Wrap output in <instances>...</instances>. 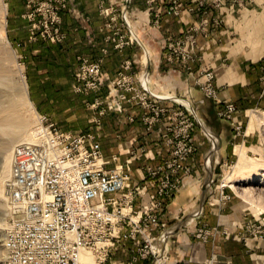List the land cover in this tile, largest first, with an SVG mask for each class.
Masks as SVG:
<instances>
[{
    "label": "built area",
    "instance_id": "built-area-1",
    "mask_svg": "<svg viewBox=\"0 0 264 264\" xmlns=\"http://www.w3.org/2000/svg\"><path fill=\"white\" fill-rule=\"evenodd\" d=\"M242 2L195 0L188 12L193 14L208 7L222 11ZM67 5L68 0H28L23 18L28 21L30 42L66 40V34L60 31L58 12ZM164 12L182 17L183 5L180 0H170ZM40 15L45 18L38 19ZM160 20L159 16L157 23ZM221 22L217 19L215 25ZM208 26V19H204L200 27H191L181 38L170 41L165 47L167 62L189 68L197 57L198 34ZM107 42L114 43L120 51L130 44L141 45L135 36L129 41L120 40L117 45L116 37H107ZM78 60L75 92L85 96L99 93L104 83L103 59ZM131 70L132 62L126 61L109 94H117L119 99L133 101L147 110L149 115L144 122L149 129L162 125L167 158L157 167H146L145 186L130 187L128 166L107 169L118 158L105 159L97 120L92 121L94 130L74 131L62 129L47 116L39 115V138L18 145L12 153L7 184L10 220L3 242L5 264H90L85 258L93 264H113L117 252L130 256L126 264H170L172 247L168 243L175 229L165 221V201L182 190L183 180L192 173L188 162L197 149L196 123L183 111L162 107V100H180L154 96L144 77L127 74ZM203 78L197 81L199 89L208 99L216 100L213 71H205ZM128 94H132L130 99ZM102 105L96 100L90 107L97 110ZM105 113L101 109L100 115ZM237 113L233 103H226L219 117L238 124ZM167 118H171L169 124ZM149 188H155V194L137 207V199L143 198ZM222 197L227 198L224 194ZM194 236L207 242L210 232L197 230Z\"/></svg>",
    "mask_w": 264,
    "mask_h": 264
},
{
    "label": "crops",
    "instance_id": "crops-1",
    "mask_svg": "<svg viewBox=\"0 0 264 264\" xmlns=\"http://www.w3.org/2000/svg\"><path fill=\"white\" fill-rule=\"evenodd\" d=\"M183 1L182 17H165L161 28L153 25V14L147 6L134 1L128 7V21L139 33L143 45L128 47L122 52L107 42L104 34L95 31L101 26V21L97 10L95 15H91L94 12L92 0H72V10L66 13L64 19L67 39L61 47L45 48L40 41L30 42L28 23L21 19L26 0L22 1L20 11L14 10V2L11 5L14 18L20 20L11 21L8 34L15 43H22L20 51L29 62L30 73L35 76L38 85L39 77L45 74L52 76L54 68L60 69L62 75L73 77L78 57H87L92 61L103 59L104 83L101 91L89 98L85 96L83 101L86 107L87 103L92 105L96 100L102 101L103 105L97 109L95 118L86 119L83 127L84 130H94L92 121L95 119L100 123V143L105 159L118 158L107 169L117 165L128 166L130 187L145 186L146 167L161 165L168 153L162 137V125L149 129L144 122L149 115L147 110L133 101L119 99L117 94H109L114 90L112 83L122 72V64L132 62V70L127 74L144 77L154 96L179 99V103L162 100L160 105L172 112L183 111L195 121L198 144L188 162L192 168L191 175L183 180L182 190L165 201V221L175 229L173 239L168 243L172 247L170 264H187L191 257L215 252L222 256L221 264H264V257L258 255L260 246L255 253H250L238 241L221 239L217 247L212 244L204 247L197 244L193 236L198 218H204L212 225L224 224L226 217L231 220V216H219L220 210L209 206L202 214L195 213L198 196L207 192L208 188L212 190L217 168L231 152L232 146L240 142L247 149V143L257 136L250 113L264 112V0H243L242 4L228 5L222 11L208 7L193 14L188 9L195 6V0ZM83 16L91 20H83ZM204 19H208L209 26L198 34L196 60L189 68L168 63L164 57L168 40L182 37L191 27H200ZM217 19L222 20L220 25H215ZM46 58H49L48 63ZM62 60L65 64L58 65V61ZM205 71H213L215 75L216 100L208 99L197 85L198 79L204 80ZM71 83H74L73 79ZM131 97L132 94L127 95L128 99ZM33 103L41 114L50 116L56 114L52 109L62 106L52 102L47 105L41 94L34 95ZM226 103H233L238 109V121L244 124L245 130L242 137L233 132V123L219 117ZM101 109L106 110L103 116L100 115ZM252 116L263 123L254 112ZM170 121L171 118L166 119L167 124ZM236 153L238 156L240 153L246 155L242 147H237ZM154 194L155 188H149L143 198L137 199L136 206L140 208L143 199L150 201ZM176 203L177 207H174ZM232 214L236 217L235 213ZM129 259L128 254L117 252L112 263L126 264Z\"/></svg>",
    "mask_w": 264,
    "mask_h": 264
},
{
    "label": "rangeland",
    "instance_id": "rangeland-1",
    "mask_svg": "<svg viewBox=\"0 0 264 264\" xmlns=\"http://www.w3.org/2000/svg\"><path fill=\"white\" fill-rule=\"evenodd\" d=\"M0 1H3L4 5H6L5 9L0 6V75L2 74V76L8 77L7 79H9V83L0 82V264H5L3 242L5 231L10 220L7 184L11 176V158L14 149L18 145L30 143L28 141H35L39 138L40 130L38 127L41 121L39 115L47 116L62 129L84 130V122L86 119L95 118L97 110L92 109L89 103H87L86 107L83 102L86 100V97L89 98L91 95L95 94L85 97V95L76 93L74 90V84L76 83L75 74L79 66V57L75 61L73 77L62 75L60 69L54 68L52 70V76L49 74L42 75L39 77L40 85L36 83L35 76L30 73L31 70L28 67L29 62L20 51L23 47L22 43H15L8 34L11 21L16 20L18 22L20 20L18 17L14 18V14L11 13V5L14 2V10L20 11L23 0ZM27 1L28 0H26V5ZM92 1H94L93 3L96 4V6L94 4L91 6L94 11L91 12V15H95L97 10L99 21H101V26L95 29V31L104 34L106 39L107 37H116V45L120 40L129 41L132 36L137 37L141 45H143L139 33L131 27L128 21V7L134 1L144 3L148 10L152 12L153 25L156 28H161L162 21L165 17L179 18L177 16L165 14L164 11L166 7H169L170 0ZM180 1L182 5H184V1ZM89 4L92 3L89 2ZM107 9L112 10L106 11ZM69 10H72V0H68L67 7L58 12L62 21L59 25L60 31L66 34V36L64 19L66 13H69ZM26 12L27 7L21 19L28 23V21L23 18ZM159 16L161 20L157 23ZM44 18L43 15L38 17V19ZM82 19L91 20V18L87 16H83ZM27 30L30 37L29 27ZM179 38L169 39L167 44ZM40 42L43 43L41 45L45 48L48 46L61 47L65 44L66 40L58 43H50L49 41L46 42L43 40ZM110 44L115 48L114 43ZM135 45L139 44H130L125 46L121 51L117 48L116 50L122 52L124 49ZM45 62L48 63L49 58H46ZM58 62V65L65 64L64 60ZM125 62L121 66L122 69ZM192 63L189 64V67ZM72 79L74 81L73 84L71 83ZM40 88L41 92H39ZM11 91H13L12 93L16 102V105L13 107L10 106L8 102V95ZM39 94L46 99L47 105L52 102L53 105L59 103L62 106L67 105V107L61 106L52 109V112H56V114L52 116L41 114L40 109L33 103L34 95L38 96ZM253 112L262 118L263 123L252 116ZM253 112L250 113V119L254 125L253 130L257 135L255 140L247 143V149L240 142H236L235 146H232L231 152H228L224 158L225 160L221 161V164L217 168L213 178L214 185L212 186V190L208 188L207 192L198 196L197 207L195 209V213L202 214L208 206L210 208H217L220 210L219 216H231V220H227L226 217L224 224L219 223L218 225H212V223L204 218H198L193 236L197 230L209 231L210 236H208L207 242L196 239L194 236L197 244L203 245L204 247L208 244L217 247V243L221 239L238 241L242 243L250 253H255L254 251L257 250L256 248L260 246L258 255L264 257V112ZM4 127L5 129H3ZM23 128L25 132L24 136L14 138V134L21 131ZM233 129V132L236 133L238 137L244 135V124L239 123V121L238 124H234ZM237 147L244 148L246 155L240 153V156H238L236 153ZM241 154L244 155L243 160ZM222 194L227 198H223ZM174 207H177V203L174 204ZM232 213H235L236 217L233 216ZM221 259L222 256L219 252H215L205 256L203 254L202 257H191L188 259L187 264H221Z\"/></svg>",
    "mask_w": 264,
    "mask_h": 264
},
{
    "label": "bare ground",
    "instance_id": "bare-ground-1",
    "mask_svg": "<svg viewBox=\"0 0 264 264\" xmlns=\"http://www.w3.org/2000/svg\"><path fill=\"white\" fill-rule=\"evenodd\" d=\"M0 6H2L4 9L6 8L5 6L6 5H4V3H3V1H0ZM5 11V10H4ZM6 12V11H5ZM4 12V13H5ZM8 78V77H7ZM5 76H2V74L0 75V82H6V83H9V79H7ZM13 91H11L10 93H9V95H8V102H9V104H10V106H14V105H16V102H15V98H14V95H13V93H12ZM6 122V121H5ZM7 123V122H6ZM8 127V126H7ZM1 129H2V127H1ZM3 129H5V127L3 128ZM24 134H25V132H24V128L21 130V131H19V132H17V133H15L14 134V138H19V137H22V136H24ZM36 141V140H35ZM35 141H28V142H35ZM243 154H241V157H242V160H243ZM85 261H88L90 264H93L91 261V259H89V258H85Z\"/></svg>",
    "mask_w": 264,
    "mask_h": 264
}]
</instances>
